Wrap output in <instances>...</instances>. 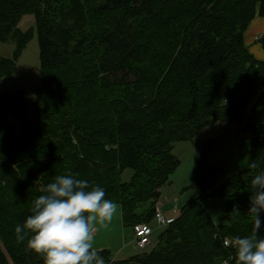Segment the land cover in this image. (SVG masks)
<instances>
[{
	"label": "trees",
	"instance_id": "obj_1",
	"mask_svg": "<svg viewBox=\"0 0 264 264\" xmlns=\"http://www.w3.org/2000/svg\"><path fill=\"white\" fill-rule=\"evenodd\" d=\"M26 14L36 19L43 83L33 102L0 93V264H44L15 228L57 176L102 187L134 231L156 219L161 189L181 164L173 143L231 122L251 132L243 172L216 186L220 170L206 163L212 145L196 142L194 196L157 245L122 262L98 252L107 264H237L224 240L251 235V179L264 171V124L246 119L255 97L254 109L264 110V63L245 46L264 0H0V42L17 44L13 59L0 56V82L34 38V29H19ZM140 52L151 56L142 61ZM84 133L99 144L81 142L93 166L76 172L70 140ZM127 169L134 175L123 183ZM215 197L227 200L225 226L202 204Z\"/></svg>",
	"mask_w": 264,
	"mask_h": 264
},
{
	"label": "rangeland",
	"instance_id": "obj_2",
	"mask_svg": "<svg viewBox=\"0 0 264 264\" xmlns=\"http://www.w3.org/2000/svg\"><path fill=\"white\" fill-rule=\"evenodd\" d=\"M35 27V16L32 14L24 15L19 24V29L22 32L34 29V38L20 56L17 62V69L13 75L6 82H0L1 94L24 92L28 101L33 102L36 98L35 91L42 87L43 75L40 63V46ZM263 37L264 32L255 37L252 36L249 38L248 35L247 37L245 36L246 49L253 54L255 52V46L253 45L257 44L258 46L259 43L261 52L264 54V45L261 40ZM16 45L14 39H10L6 43L0 42V56L13 59ZM150 56V52H140L139 54L142 61L147 60ZM255 59L259 63H264V58L263 60H259L255 57ZM254 82L260 84L263 82V78L255 77ZM256 100L257 97H255L250 104L246 113V119L247 122L254 127L259 128L260 125L264 124V110L254 109ZM243 128L244 125L232 122L221 125L215 124L210 127L196 130L192 139L173 143V154L180 160L179 162H181V164L176 172L170 175L168 183L161 189L160 199L155 206L156 213L160 211L166 220H169V216L177 219L182 216L181 213L183 209L193 198L194 192L192 186H194L195 181L194 163L197 156V149L195 148L196 142L212 145L208 157L206 158V163L208 166L220 170L215 180L216 186H221L230 176L243 172L247 167V158L249 157L252 141L251 132L249 130L244 131ZM84 136V141H79L75 136H72L70 140L73 146L72 149L75 150L72 152V156L82 163L76 172L82 171L85 167L93 166L88 159V155H84L79 148L81 142L87 143V141H89L93 144L96 142V145L99 144V142L96 141L98 139L97 136H90L86 133H84ZM133 175V170L127 169L121 174V181L123 183H129ZM202 204L217 226L227 225V200L225 198L215 197L208 200L203 199ZM116 206L117 209L113 219L107 226L96 225L97 230L94 234V246L98 249L97 251L107 250V248L101 249L102 246H109L111 248L114 246L115 249H108L112 252V262H122L139 254L140 251L135 248L134 232L124 227L120 207L118 205ZM232 206L234 205L232 204ZM149 207L150 204L142 206L138 213L142 214L146 212ZM235 217H238V215L235 214ZM262 218H264L263 214L261 216V219ZM150 226L153 229L151 240L152 246L154 247L157 245L158 238L164 231L165 226L159 225L156 219L151 222ZM210 237L211 235L209 234L208 238ZM228 240L232 242L234 239ZM0 246H2L1 240ZM116 258L118 261H116ZM103 261L104 264H107L104 259Z\"/></svg>",
	"mask_w": 264,
	"mask_h": 264
},
{
	"label": "clouds",
	"instance_id": "obj_3",
	"mask_svg": "<svg viewBox=\"0 0 264 264\" xmlns=\"http://www.w3.org/2000/svg\"><path fill=\"white\" fill-rule=\"evenodd\" d=\"M251 186L247 214L254 223L251 235L232 241L237 264H264V238L259 235L264 223V171L254 175ZM42 191L32 201L31 214L16 226L17 239L23 242L29 237L27 250L44 264H104L94 248L96 225L107 226L117 209L105 198V190L67 174L57 176Z\"/></svg>",
	"mask_w": 264,
	"mask_h": 264
},
{
	"label": "built area",
	"instance_id": "obj_4",
	"mask_svg": "<svg viewBox=\"0 0 264 264\" xmlns=\"http://www.w3.org/2000/svg\"><path fill=\"white\" fill-rule=\"evenodd\" d=\"M156 220L161 226H169L174 220H166L162 213L159 211L156 213ZM153 229L148 224H140L138 225L134 230V236H135V247L139 251H145L150 246H152V237ZM225 246H231V241L226 239Z\"/></svg>",
	"mask_w": 264,
	"mask_h": 264
},
{
	"label": "crops",
	"instance_id": "obj_5",
	"mask_svg": "<svg viewBox=\"0 0 264 264\" xmlns=\"http://www.w3.org/2000/svg\"><path fill=\"white\" fill-rule=\"evenodd\" d=\"M253 25L250 26V28L248 29V31L246 32V37L248 35V37H252V36H258L259 34L264 32V19L261 18H257L253 23ZM257 39V38H256ZM258 40V39H257ZM253 46H255V52L252 54L254 55V57H256L259 60H263L264 58V54H262L259 43L258 46L257 44H254ZM120 207V206H119ZM121 211V209H120ZM169 220H174V218H172L171 216H169ZM150 225V224H149ZM133 231V230H132ZM134 232V231H133ZM96 233V232H95ZM96 246H94L95 248ZM115 249V247L113 246V248L109 247V246H102L101 249ZM136 248V247H135ZM96 249V248H95ZM137 249V248H136ZM98 250V249H96ZM116 261H118V259L116 258Z\"/></svg>",
	"mask_w": 264,
	"mask_h": 264
}]
</instances>
